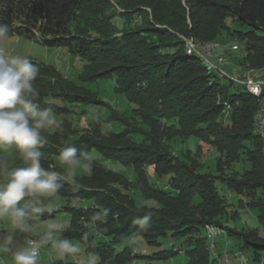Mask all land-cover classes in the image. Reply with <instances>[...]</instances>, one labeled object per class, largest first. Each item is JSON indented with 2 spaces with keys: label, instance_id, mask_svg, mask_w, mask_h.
<instances>
[{
  "label": "trees",
  "instance_id": "1",
  "mask_svg": "<svg viewBox=\"0 0 264 264\" xmlns=\"http://www.w3.org/2000/svg\"><path fill=\"white\" fill-rule=\"evenodd\" d=\"M116 1L123 10L122 14L139 13L145 15L147 22L151 21L149 19L151 17L154 23L167 28L166 31L174 30L177 34L195 37L200 41H212L223 30L233 31L228 25V19L236 17L255 30L252 32L254 42H251L249 49L251 58L257 57V65L264 63V36L256 34V31L264 32V0ZM107 4H110V0H0V24L7 25L8 35L29 34L47 47L67 48L70 53L84 60L83 69L78 75L80 82H77L65 78L55 64L29 56L39 66V75L34 82V87L39 92L36 102L41 108L51 109L62 121L61 129L44 133L47 142L42 152L46 157L43 156L41 162H53L55 156H59L60 150L68 145L76 146L78 155L82 153L89 155L92 151L100 155L93 158L90 175H77V184L62 182L64 186L59 190L58 196L51 201L56 205V210L52 213L43 212L39 216V221L55 217L59 212L69 213L71 219L63 233L64 238L70 239L73 243L79 241L85 244L88 252L98 254L100 264H117L133 258L131 246L124 244L132 234L142 235L157 244L161 237L181 239V246L190 258L188 264H209L205 244H198L202 241L206 243V240L203 236L195 235L200 233L203 224L208 222V217L218 216L224 211L225 199L215 181L206 175H196L188 167L179 164L180 168L186 170L182 176L170 179L168 191L153 186L146 171L139 164L146 163L152 154L147 151L148 148H135L137 146L130 138L131 132L128 129L115 132L103 128L106 122L108 125L117 122L119 115L101 98L99 91L89 85L119 76L117 86L114 87L117 94L126 96L130 102H137L135 97L137 93L144 100L149 98L150 93L147 90L152 88L147 82L145 85L140 82L147 80L139 71L142 66H146L145 70L156 71L155 78L149 80L150 83L156 84L154 87L159 88L161 84L168 87L171 76L181 75L182 80L188 85L181 82L175 85L174 92L186 94L196 89V92L189 96L179 98L182 104L176 109L175 114L171 113L170 116L179 117L186 111L199 108L204 112L201 117L194 118L195 123L215 122L216 116L222 115L226 105H231L233 107L231 124L226 126L227 128L221 127L220 130L214 128L209 131V135L226 138L225 142L219 141L220 144L217 146L230 158V164L236 161L248 162L246 174L240 179H230V187L237 189L242 196L251 198L247 203L250 208L257 210L259 222L264 228V140L254 130V115L260 107V100L241 83V86L235 88L219 83H215L214 88L209 84L200 86L199 84L205 80L209 81L208 76L201 74L205 72L204 65L184 51H179L166 61L160 62V55L153 53L148 38L127 41L114 37L116 30L108 24L112 17L108 18L106 14ZM150 33L161 35L155 30H140L132 36L139 34L145 36ZM136 44L139 46H135ZM182 44L180 41L177 45ZM127 46L132 52H125ZM121 70H130L129 75L132 76L126 86H123L126 79L122 80L125 75L124 72H120ZM187 98H194L195 102L187 106L190 101ZM54 100H60L61 103ZM75 104L83 107L105 105L112 111L103 119L88 109H82L83 114L88 117L89 126L78 129L74 126V121L68 118V115L75 113L72 108ZM179 123L180 127L185 128L184 122ZM187 132L194 133L195 130ZM78 133L80 136L69 142V138ZM121 149L132 150L131 158L124 159L123 154L119 152ZM136 153L138 154L135 156ZM110 162L132 167L137 175L136 180L132 184L126 183L123 180L125 178L123 171L109 167ZM155 162L171 163L172 160L164 159L158 162L155 160L150 163ZM172 167L168 168L176 173ZM64 169L60 165L57 166V172L61 174ZM157 173L165 176L164 173ZM127 186L135 188L159 204L140 205L134 198L129 197L130 194L123 191V187ZM99 187L106 190L105 198L102 192L98 191ZM259 189L263 191L261 194L257 193ZM88 200H95L97 206L91 208L90 204L85 208L84 201ZM101 208L109 209V213L103 221H95L94 214ZM146 208L154 211L147 212ZM145 216L149 217L148 226L143 228L135 221ZM93 226L100 228L102 234L88 235L85 238L84 233ZM253 231L249 232L246 242L261 254L264 250V241L261 239H264V236L260 235L259 229ZM174 252L173 249H164L158 253L168 257Z\"/></svg>",
  "mask_w": 264,
  "mask_h": 264
},
{
  "label": "rangeland",
  "instance_id": "2",
  "mask_svg": "<svg viewBox=\"0 0 264 264\" xmlns=\"http://www.w3.org/2000/svg\"><path fill=\"white\" fill-rule=\"evenodd\" d=\"M105 10L108 18L110 16L112 17V20L109 21L108 24L116 30L114 37L127 41L129 39L139 40V38H148L153 53L157 56L160 55V62L166 61L168 57L173 56L179 51H184L187 55L197 58V60L204 65L205 72L201 74L209 78V81L205 80L202 83H200L201 81H197V83H200V86L209 84L214 88L215 83H219L222 86L230 85L232 88H235V86H241L235 79H242L245 75L251 74L250 72L252 70V75L258 73L260 76H264V63L257 65V57L251 58L252 54L249 50L251 42H254L253 33L255 30L236 17L232 16L228 19V25L233 31L223 30L220 35L212 41H200L195 37L177 34L174 30L166 31L167 28L158 23H154L151 17H149L151 21L148 20L147 22L145 15L139 13L122 14L123 10L118 6L116 0H110V4H107ZM148 10L150 12V9ZM140 30H155L160 32L161 35L150 33L145 34V36H143V34L136 35L135 37L132 36L136 34V32L139 33ZM256 32V34L264 36L263 31ZM172 35H175V37ZM126 37L128 39H125ZM180 41H182L183 44L177 45ZM135 46L139 45L136 44ZM124 50L125 52H132L129 46L125 47ZM0 53L32 56L37 60L55 64L65 78L80 82L78 75L83 69L84 60L70 53L67 48L47 47L40 43L37 38L29 34L0 37ZM143 61L145 62V60ZM153 63H158V61H153ZM145 67L146 66H142L139 71L142 73V77L145 76L144 78L148 81L141 80L140 82L143 85L147 82L152 88L147 90V92L150 93L149 98H144V100L141 96L139 97L137 93L135 94L137 102H130L126 96L117 94L114 91V87L117 86L116 83L119 76H115L112 80H101L97 84L89 85L94 90H98L101 98L108 102L112 106L111 109L116 111V114L119 115L117 122H112L109 125L106 122L103 128L115 132H122L128 129L131 132L130 138L137 146L135 148H148L147 151L152 155L148 157L146 163L142 165L143 162H140L139 164L146 171L150 183L157 188L168 191L170 189V179L175 176L180 177V175L182 176L184 174L183 172H185L186 169L180 168L179 164L188 167V169L193 171L196 175H206L209 179L215 181L218 190L223 194L225 199L224 211L218 216L208 217V222H205L200 233L198 232L195 235L197 237L203 236L206 240V243L202 241L198 242V244H205L210 259L209 264L218 252V254H221V252L232 250H242L246 254L247 264H264V258H262L264 250L260 254L246 242V237L249 232H254V229H259L260 235L264 236V228L259 222L258 212L255 208H250L247 203L251 200L250 197L242 196L237 189L234 190L230 187V179H240L243 174H246L245 170L248 171L249 164L247 161H236L230 164V158L225 152L220 151V148L217 146L220 144L219 141L225 142L224 140H226V138L222 136H217L215 138L209 135L210 130L214 128L220 130L221 127L227 128L226 126L231 124L233 107L227 104L222 115L216 116L215 122L205 121L202 123H195L194 120L201 117L204 112V110L199 108H195V110L192 109L189 112L186 111L185 114L179 117L170 116L171 113L175 114L176 109L181 106L182 101H180L179 98L189 96L193 92H196V89H192V91L186 94L178 91L174 92L175 85L181 84V82H183L184 85H188L187 82L182 80L183 76L181 75H177V77L174 75L171 76L169 78L170 85L168 87H165L164 84H161L159 88L154 87L156 84L154 82L150 83L149 80L150 78H155L156 71L145 70ZM159 71L161 74H164L162 70ZM120 72H124L125 77H122V80L124 78L126 79L125 85H123L126 86L128 79L132 78V76H130L131 74L129 75L130 70H121ZM153 88L157 90H152ZM151 91L154 93L152 94ZM169 97H174V99L171 100ZM188 100L190 101L187 103V106L195 102L194 98ZM54 101L60 102V100ZM72 108H74L75 113L68 115V118L74 121V126L78 129H84L89 126L88 117L83 114L82 109H88L100 115L103 119H106L112 111H110L108 106L105 107V105L83 107L80 104H75ZM54 115L60 120V116L57 114ZM179 121L185 123V128L180 127ZM180 130H183V132ZM188 130H195V132L189 133L187 132ZM175 133L180 135H176ZM79 136V133L74 134L69 138L70 141H68H75ZM68 141L67 143H69ZM153 141L155 143H153ZM119 152L123 154L124 159L128 160L131 158L133 151L130 149H121ZM137 154L138 153H136L135 156ZM89 155L93 158L100 157L95 151H92ZM43 156L46 157L44 153ZM164 159L172 160V162L150 163L155 160L157 162L164 161ZM41 163L50 171H57L58 165L64 168L66 167L60 164L59 156L57 155L53 162ZM172 164L174 167H172ZM108 166L123 171L125 176L123 180H125L126 183L132 184L137 178L132 167H124L120 164L111 162L108 163ZM169 166L172 167L171 169H175L176 173L171 171L168 168ZM157 172L160 174L164 173L165 176H161ZM82 174H84L82 171L77 170V175ZM98 191L102 192L101 194L103 198H105L104 194L106 190L104 187H99ZM123 191L126 194H130L129 197L132 199L134 198L135 201L142 206H156L159 204L154 199H148L143 193L137 191L133 187H123ZM261 192H263L261 189L257 190L258 194H261ZM84 202L83 206H85V208L90 204L91 208L97 206L95 200ZM145 211L151 212L154 211V209L146 208ZM70 219L71 215L69 213L59 212L55 217L39 221L38 230H42L43 224L48 222H59L68 225ZM3 231L6 232L7 229L5 228ZM24 238L25 234L17 232L15 235V239L21 243ZM255 239L256 238H254V240ZM158 241L159 244H157V242H150L149 239L142 235H130L124 244H129V246H131V256H134L126 262L117 264H188L190 262L186 250L181 246V239L161 237ZM261 241H264V239H261ZM74 243L78 244L88 253L85 244L79 241H74ZM179 248H181V252H179ZM164 249H173L175 252L169 254L168 257L162 253H158ZM47 251L48 250H45L46 253ZM42 260L45 264H50L47 254L42 256ZM52 264H64V262L53 261Z\"/></svg>",
  "mask_w": 264,
  "mask_h": 264
},
{
  "label": "clouds",
  "instance_id": "3",
  "mask_svg": "<svg viewBox=\"0 0 264 264\" xmlns=\"http://www.w3.org/2000/svg\"><path fill=\"white\" fill-rule=\"evenodd\" d=\"M7 35V25L0 24V37ZM38 75L39 66L29 56L0 53V264H45V254L50 264H99L98 254L86 253L64 238L66 224L48 222L38 230L39 216L56 210L51 201L64 186L62 182L77 184V170L90 175L93 160L68 145L59 152V162L66 166L63 174L42 165L44 133L61 129L62 121L36 102ZM108 213L109 209L101 208L93 218L103 221ZM148 219L135 222L146 228ZM17 232L25 234L22 243L15 239ZM101 234L93 226L84 237Z\"/></svg>",
  "mask_w": 264,
  "mask_h": 264
},
{
  "label": "bare ground",
  "instance_id": "4",
  "mask_svg": "<svg viewBox=\"0 0 264 264\" xmlns=\"http://www.w3.org/2000/svg\"><path fill=\"white\" fill-rule=\"evenodd\" d=\"M248 72V71H247ZM251 74H247L245 76H247L249 79H257V78H264V76H260L258 73L252 75L253 70L250 72ZM263 73V72H262ZM240 74V73H239ZM242 74V73H241ZM244 75V74H243ZM236 78V77H235ZM237 82L243 84L245 86V88L252 93L253 95H255L259 100H260V107L257 110V112L254 115V130L256 133H258L262 139L264 140V123H260V116H259V111L262 108V101H264V96L262 94V92H259V90L251 87V85H249L244 78H236L235 79ZM211 232V231H210ZM216 232V231H215ZM218 233V232H217ZM214 239V238H213ZM215 242V239H214ZM215 248V247H214ZM221 252V251H220ZM219 253V252H218ZM216 254L213 257V260L211 261V264H225L223 261V255L222 252L221 254ZM262 258H264V254L262 256ZM229 260L231 261L229 264H247V263H242V262H246V254L242 251V250H238V251H231V253H229Z\"/></svg>",
  "mask_w": 264,
  "mask_h": 264
},
{
  "label": "built area",
  "instance_id": "5",
  "mask_svg": "<svg viewBox=\"0 0 264 264\" xmlns=\"http://www.w3.org/2000/svg\"><path fill=\"white\" fill-rule=\"evenodd\" d=\"M243 78L249 85H251V87L259 90V92H262V94H264V78L249 79L247 76H244ZM259 116H260V123H264V101H262V108L259 111ZM232 251H238V250H232ZM229 253H231V251H225L222 253L223 261L225 264H229L231 262L229 260ZM242 263H248V262H242Z\"/></svg>",
  "mask_w": 264,
  "mask_h": 264
}]
</instances>
